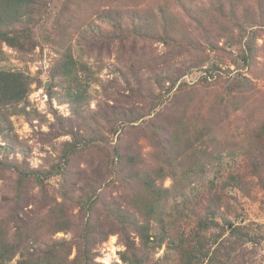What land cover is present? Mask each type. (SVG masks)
<instances>
[{
    "label": "rangeland",
    "instance_id": "374dc122",
    "mask_svg": "<svg viewBox=\"0 0 264 264\" xmlns=\"http://www.w3.org/2000/svg\"><path fill=\"white\" fill-rule=\"evenodd\" d=\"M208 2L185 0V10L175 0H45L42 21L35 22L32 28L33 45L26 44L25 49H18L0 43V69L20 71L30 81L26 99L1 111L0 159L46 168L57 161L62 143L75 140L71 132H79L85 143L91 141L93 144L69 158L70 178L67 182L60 178L37 195L43 197V205L52 199L61 201L63 187L74 190L79 187L80 179L72 174L76 172L84 175V180L87 175L105 177L102 198L109 202L111 199L120 201L127 190L116 179V173L110 172L109 164L117 140L135 142V149L150 163L155 153L151 146L152 127L143 126V123L153 119L161 109L172 107V114L165 115L163 120H170L173 114L181 117L186 111L185 124L177 125V128L179 132L187 128L189 140L170 142L174 146L171 152L179 157L186 153L177 163L191 165V175L183 187L176 190L183 193L175 200L170 199L165 211H171V221L181 222L189 229L197 218L209 216L207 204L215 209L221 208L223 214L234 222L237 220L234 211L229 210H235L251 232L261 238L259 244H244L240 253L248 259L245 264H264V187L257 184V176L249 174L248 169L249 154H254L256 159L263 161L264 175V140H255L252 136L258 125L264 123V24H254L245 32H239L236 28L239 17L219 15L213 3L206 9L194 7H208ZM159 7L169 12L170 32L178 40L184 35L182 42L185 44L192 39L194 42H189L190 46L178 42L166 44L156 37L140 39L125 32L130 36L123 37L121 47L117 49L115 42H95L91 37V33L99 29H111L115 9L120 11L121 20L123 13L130 15L132 10L142 8L149 13L155 30L159 32L163 26L158 17ZM184 10L189 13L186 15ZM194 11L201 14L209 36L201 28L199 31L195 28L193 15H190ZM127 24L128 19L122 28ZM216 29H224V35L219 38ZM81 33L90 37L89 49L82 46ZM249 46L253 51L249 62L244 63L239 55ZM67 48L85 61L87 70L93 75V78L86 75L89 85L83 92L86 95L83 107L69 103L67 81L54 74L61 52ZM211 67L212 75L210 70L204 71ZM181 82L187 84L188 92L178 106H171L175 103V96L180 97ZM228 88L233 97L228 98L224 92ZM74 90L75 86L70 89L71 92ZM146 93L149 95L145 96ZM129 113L133 114L132 121H128ZM139 125H142L141 130ZM202 125L207 126L210 136L219 140L212 144L209 140L200 143L193 140L192 127ZM192 142L199 146H192ZM214 147L218 155L208 159L205 151ZM200 164L201 169L198 168ZM103 166H107L106 169ZM231 170L246 179L249 194L228 189L226 192L232 193L233 198L211 199L207 191H218L216 187ZM163 178L162 186L170 189L173 179L166 173ZM14 180L7 168L0 170V195L9 191L11 194L5 184H12ZM211 182L217 184L213 186ZM186 196L188 207L177 214L174 202ZM73 211L75 213L76 209ZM99 217L104 218L101 214ZM52 237L69 240L72 233L57 231ZM124 248L117 233L108 234L95 245L94 261L120 263L119 253ZM74 250L73 246L70 258L74 256ZM138 251L145 253L140 244ZM165 252L163 243L147 256L149 260L161 263ZM172 254L176 257L175 253ZM15 263L12 259L7 264Z\"/></svg>",
    "mask_w": 264,
    "mask_h": 264
},
{
    "label": "trees",
    "instance_id": "16d2710c",
    "mask_svg": "<svg viewBox=\"0 0 264 264\" xmlns=\"http://www.w3.org/2000/svg\"><path fill=\"white\" fill-rule=\"evenodd\" d=\"M175 1L185 10L187 9L185 0ZM223 2H226V5ZM212 3L219 15L228 14L233 18H240L239 23L236 24L239 32H245L254 24H264V0H209L208 7H194L206 9ZM45 8V0H0V43L4 42L18 49H25L26 44L33 45L32 28L36 25L35 22L42 21ZM185 10L187 15L189 12ZM114 12L110 30L99 29L91 33L95 42L98 40L106 43L115 42L119 49L122 38L129 35L125 32H131L140 39L156 37L166 44L178 42L190 46L189 42H194L189 39L188 44H185L182 42L184 35L178 40L170 32L169 12L164 7L158 8V17L163 23L159 32L155 30L149 13L142 8L132 10L130 15L123 13L122 18H125L124 20L121 18L123 23L120 20V11L115 9ZM190 15H193L191 17L195 28L198 31L201 28L206 32V36H209L210 33L201 20V14L194 11ZM127 19L129 24L122 28ZM215 33L220 38L224 35V29H216ZM79 38L82 46L89 49L90 37L86 33H81ZM230 40L234 42L231 38ZM252 51L249 46L241 52L239 57L244 63L249 62ZM87 69L85 61L74 56L72 50L68 48L62 50L54 74L67 81L68 101L71 104L83 107L86 102V95L83 93L89 85L86 75L93 78L91 71ZM208 70L210 75L214 73L212 67L204 71L207 73ZM214 81L216 82V77ZM29 84L27 76L20 71L0 69V114L3 108L20 104L26 99ZM74 86L75 90L71 92L70 89ZM181 86L180 97L176 95L175 103L171 106H178L188 92L186 83H182ZM224 92L228 98L233 97L229 88ZM148 95L149 93L145 94ZM185 113L186 111L181 117L173 114L170 115V120H163L162 117L172 114V107L165 108L158 110L153 119L143 123V126L152 127L151 146L155 153L150 158V163L135 149V142L125 143L124 139L117 140L112 148L109 164L110 172L116 173V179L127 190L120 201L111 199L109 202L102 198L105 177L87 175L85 181L84 175L75 174L76 172L72 174L73 177L80 179L79 187L75 190L68 186L63 187L60 192L61 201L52 199L43 205V197L37 195L60 178H64L67 182L70 178V168H67L70 165L67 164L69 158L93 144L91 141L85 143L79 132H71L75 140L62 143L57 153V161L46 168H34L22 161L0 159V170L7 168L15 178L14 183L5 184L8 190L10 188L12 195L10 191L0 195V210L2 209L0 264H7L12 259H15V264H100L94 261L95 245L102 242L108 234L113 233L118 234L125 248L119 253L120 263L111 264H245L248 259H244V254L240 253L244 244H259L261 238L251 232L247 223L243 222L241 214L235 210H229V212L234 211L233 215L237 219L234 222L223 214L221 208L215 209L211 204H207L206 210L209 216L197 218L194 226L189 229L182 226L181 222L176 224L175 221H171V211H165L168 201L175 200L183 193L176 190L182 188L191 175V165L177 163L178 160L184 159L186 153L184 157H179L171 152L173 145L170 142V140H181L182 143L184 140H189L187 128L180 132L177 128V125L185 124ZM132 115L129 113L128 121H132ZM141 127L142 125H139L140 129L136 127L135 129L141 130ZM192 131L193 140L199 143L201 140H209L212 144L214 140H219L214 135L210 136L207 126L192 127ZM252 136L255 140H264V123L258 125ZM191 144L194 147L199 146V144L194 145V142ZM205 152L208 159L218 155L215 147L211 151L207 148ZM249 156V174L256 175L257 184L264 187L263 161L256 159L254 154ZM245 159L248 160L246 157ZM103 167L106 169L107 166ZM199 167L201 169L202 164L198 165ZM165 173L173 179L170 189L164 188L161 184ZM210 184L214 186L217 183ZM248 188L246 179L240 173L231 170L216 187L218 191L207 192L211 194V199L223 200L225 197L233 198L232 193L226 192L228 189L230 191L238 189L248 195ZM188 204L187 196L179 198L174 202L175 212L182 213ZM74 209H76L75 213ZM99 214L104 217L103 220L100 219ZM57 231H69L72 237L69 240L52 237ZM214 231L217 233H213ZM163 243L166 252L161 263L149 260L147 256L149 252L155 251ZM138 244L145 253L138 251ZM73 246L74 256L70 258ZM172 253H175L176 257ZM238 256L241 259H238Z\"/></svg>",
    "mask_w": 264,
    "mask_h": 264
}]
</instances>
